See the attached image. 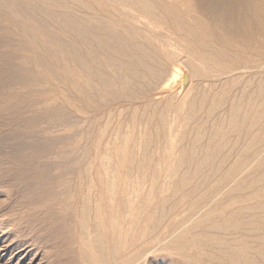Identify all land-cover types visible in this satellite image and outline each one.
Returning a JSON list of instances; mask_svg holds the SVG:
<instances>
[{
    "label": "bare ground",
    "instance_id": "obj_1",
    "mask_svg": "<svg viewBox=\"0 0 264 264\" xmlns=\"http://www.w3.org/2000/svg\"><path fill=\"white\" fill-rule=\"evenodd\" d=\"M195 1L205 9L210 29L189 21L179 26L176 41L188 48V63L169 75V62L150 44L113 24L117 17L107 0H0V23L8 38L4 43L14 46L0 51V124L8 117L18 125L22 112L33 114L43 102L49 111L41 122L64 125L70 118L65 103L84 108L109 97L171 92L162 102L158 98L144 103L147 114L140 115L146 129L139 127L123 138L117 132L113 140L99 143L95 157L85 158L87 165L79 172L84 179L81 220L85 224L94 215L97 231L102 215H108L114 240L129 250L116 264H138L159 249L172 250L189 264H252V255L264 260V81L252 92L258 94L253 109L244 108L238 96L232 100L226 87L243 82L248 71H264V0ZM118 2L124 9L126 5L150 14L154 21L160 19L157 13L169 20L173 12L156 0ZM54 6L77 7L85 16ZM220 41L227 44L226 52L217 47ZM242 54L258 59L240 66ZM205 78L221 83L220 88L204 84ZM198 79H203L201 85ZM6 86L13 89L5 92ZM43 87L52 98L27 99L25 94L34 97ZM129 112L135 121L138 109ZM32 114L25 124L34 135L39 117ZM32 145L26 161L51 152L50 147L37 150ZM186 200L183 215L176 218ZM127 229L135 233L128 236ZM3 237L0 260L8 254L15 260L19 254ZM81 247L89 261L108 262L100 235L89 238L83 233ZM20 255L15 264L27 260V252ZM27 264H32L31 258Z\"/></svg>",
    "mask_w": 264,
    "mask_h": 264
},
{
    "label": "rangeland",
    "instance_id": "obj_2",
    "mask_svg": "<svg viewBox=\"0 0 264 264\" xmlns=\"http://www.w3.org/2000/svg\"><path fill=\"white\" fill-rule=\"evenodd\" d=\"M107 1L110 2V6L108 7L109 11L117 17L113 24L117 23L116 25L123 26L130 32L139 34L141 37L140 41L142 40L141 42L144 41L143 43L150 44L162 58L169 62L168 65L170 70H168V74H171L175 67L187 65L188 63V48L182 47L176 41L178 40L177 34L179 35L181 33L179 26L189 21V24L191 25L199 24L202 28L206 27L207 30L210 29L208 23L210 21H207L208 19L205 9L196 3L195 0H156V3L161 1L171 6L173 9V12H171L169 16V20H165L162 14L157 13V17L160 18L159 21L152 20L150 14L149 16L147 14H142L137 10H134L135 8L126 5H122L125 9L122 8L121 3L118 2L119 0H116L118 3L114 0ZM129 1L130 0H126L127 3ZM52 8H57L58 10L61 8L60 10L63 9L65 11L75 10L79 12L78 14L80 16H85V13L81 12L77 7L68 8L66 6H54ZM119 8L122 9L120 10ZM109 15L110 14H108V16ZM173 15L176 16L177 19ZM120 17H124L125 19H121ZM2 34V23H0V40L2 41L0 44V51L6 52L7 50H13V45L4 43L8 38L6 35ZM217 43H219L217 47L221 48L223 52H226L228 49L227 44L221 41ZM192 46L193 48L195 47V45ZM206 53H209V49H207ZM238 58L239 61L242 59L241 62H243L240 63L238 61L237 64L240 66H242V64L247 65V63L253 65V63L258 59L257 57L246 56L243 54L239 55ZM254 71L256 73H254ZM254 71H252L253 74L249 71L244 73L242 80L244 78L246 79H244V81L240 84L226 86L228 87L227 89L231 90L230 98H232V100H236L238 97L242 98L243 104L241 103V105H243L244 108H256L255 96H258V94L255 92V95H252V92L256 90L260 80L264 81V71H261L260 69H255ZM237 72L239 71L234 72L236 73L235 75L243 74L241 72ZM209 79L214 81L212 77ZM209 79L205 78V81H203V79H198V83L201 85V81H203L204 84H209ZM254 82H256V84ZM214 84L216 85V89L220 88L221 83L219 84V82H216ZM252 85L255 86L253 87ZM239 86L242 87L240 88ZM12 89V87L8 86L4 88L5 92L8 93ZM160 92L161 91H154L153 93L150 92L149 94L137 96L128 94L119 97L117 96V98L109 97L112 100L108 98V101L106 99L104 103L101 100H97L98 102L96 101V103L85 105V107L92 110H88L85 107L77 108L69 103H65V106L63 102L62 104L64 106L65 113L70 115V118H68L64 125H58L52 122L51 124H43L41 122L46 117L45 113L49 111L47 106L48 104L46 102L39 104L38 106L42 107L39 108L37 106V109L33 112V114L27 112L26 110L24 111L26 114L22 112L18 118V125L15 121L13 122L14 124L11 123L8 117L2 121L0 124V142L3 140V142L0 143V235L3 234V239H6L5 244L10 246V250H14L13 252L19 255H17V258L14 260L9 258L10 255L8 254L5 257L6 260L5 258L0 260V264H15V262H17L16 260H18L21 256V252H27L28 258L25 262H21L20 264H27V261L30 258L32 260V264H105L93 263L88 260L81 247L83 233H86V236L89 238H95L98 235L101 236L105 245V250L107 249L106 252H104L106 253L108 259L106 264H116L117 261L122 262L125 259V257L129 254V250H125V247L119 243V240H114V231L109 223L108 215H102L104 217V221H102V224L97 231L94 215H90L85 224L81 220L80 216H82L81 209L83 207V203L79 193L82 190L84 179L80 177V173L87 165V159L85 158L90 156L95 157V148L98 147L99 143L100 145H104L108 140H113L116 137L117 132L121 134V138H123L129 133L139 132L142 128L146 129V125L144 126L140 113L144 111V113L147 114V112L143 110L145 107L144 103L147 104L152 99L156 100L158 98V100L162 102L167 98L166 95L171 93L170 91H163L164 93ZM34 94V97L37 96V98H40H38V100L46 99V97L52 98L51 94L48 93L44 87L41 91L38 90ZM248 94H250V97ZM25 95L28 96L27 99H36V97L34 98L32 94ZM148 96L151 97L149 98ZM146 97H148V99H145ZM100 102H102L101 105L99 104ZM134 109H138L139 114L135 121H131L129 111ZM31 114L36 115V118H40H37L36 120V122L39 121V125H35L36 127H33L35 128L34 135L30 134L25 124L28 120V116H31ZM22 116L24 118H22ZM88 118L91 119L89 120ZM78 119L80 120L78 121ZM16 127L18 129L21 128L22 130H18ZM48 132L50 133L48 136L49 138L47 137ZM31 142H34L33 145ZM37 144L40 146H37ZM31 145H35L37 150L50 147L51 152L50 154L48 153V155L44 156H34L35 158H33V161H26L24 157L26 158L27 154L33 153L29 148ZM26 147L29 149H26ZM69 154L71 156H68ZM75 159L79 161L75 162ZM83 176V178L88 179L85 173ZM168 193L169 191H167V194ZM178 196V198H172L170 202H174V199L178 200L181 197V194ZM187 201L189 203V200H186L184 206L181 207L182 209L180 208L176 211V218L177 216L180 218V216L183 215L181 210L185 209L184 207L188 204ZM93 205L94 204L92 203L91 208H94L95 205ZM134 212H137V210ZM91 213L94 212L92 211ZM146 223L148 224V222ZM83 226H86L87 228ZM125 232L128 236H132L135 233L131 230L129 231L128 229ZM196 232L201 233L202 230H197ZM261 232L264 233V231ZM197 233L189 236L190 239L192 240ZM228 236H231V234ZM250 241L252 242V240ZM170 252H172V250H156L150 253L146 259L143 258L140 260L138 264H189L182 259L181 256L174 252L171 254ZM114 256L116 257V261H114ZM251 258L252 264H264V260L258 255H252ZM216 264L223 263L216 262Z\"/></svg>",
    "mask_w": 264,
    "mask_h": 264
}]
</instances>
